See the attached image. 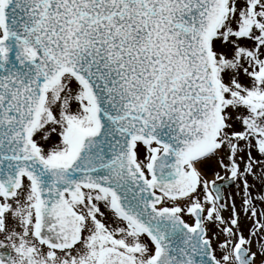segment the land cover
<instances>
[{
  "label": "snow or ice",
  "instance_id": "1",
  "mask_svg": "<svg viewBox=\"0 0 264 264\" xmlns=\"http://www.w3.org/2000/svg\"><path fill=\"white\" fill-rule=\"evenodd\" d=\"M0 264H264V0H0Z\"/></svg>",
  "mask_w": 264,
  "mask_h": 264
}]
</instances>
